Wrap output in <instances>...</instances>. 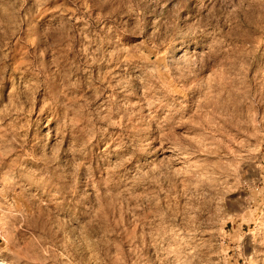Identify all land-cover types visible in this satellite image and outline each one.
I'll return each mask as SVG.
<instances>
[{"label": "rangeland", "instance_id": "rangeland-1", "mask_svg": "<svg viewBox=\"0 0 264 264\" xmlns=\"http://www.w3.org/2000/svg\"><path fill=\"white\" fill-rule=\"evenodd\" d=\"M0 261L264 264V0H0Z\"/></svg>", "mask_w": 264, "mask_h": 264}, {"label": "bare ground", "instance_id": "bare-ground-1", "mask_svg": "<svg viewBox=\"0 0 264 264\" xmlns=\"http://www.w3.org/2000/svg\"><path fill=\"white\" fill-rule=\"evenodd\" d=\"M0 264H5V263L0 261Z\"/></svg>", "mask_w": 264, "mask_h": 264}]
</instances>
